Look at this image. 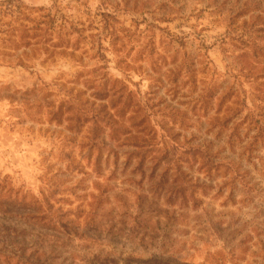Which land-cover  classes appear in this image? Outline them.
I'll list each match as a JSON object with an SVG mask.
<instances>
[{
    "label": "rangeland",
    "instance_id": "1",
    "mask_svg": "<svg viewBox=\"0 0 264 264\" xmlns=\"http://www.w3.org/2000/svg\"><path fill=\"white\" fill-rule=\"evenodd\" d=\"M0 264H264V0H0Z\"/></svg>",
    "mask_w": 264,
    "mask_h": 264
}]
</instances>
